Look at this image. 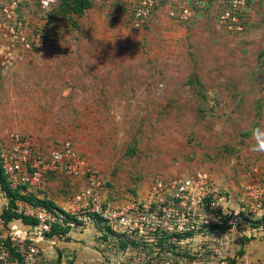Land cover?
Listing matches in <instances>:
<instances>
[{
    "label": "rangeland",
    "instance_id": "374dc122",
    "mask_svg": "<svg viewBox=\"0 0 264 264\" xmlns=\"http://www.w3.org/2000/svg\"><path fill=\"white\" fill-rule=\"evenodd\" d=\"M167 2L158 0L141 28L119 23L129 0H90L89 16L94 23L103 16L102 26L86 28L80 16L58 10L42 21L59 53L25 51L7 37L0 48V146L13 131L42 152L72 140L100 173L102 197L115 205L142 194L154 176L194 169L240 197L238 183L257 178L252 168L264 174V153L252 151L253 131L264 129V0H253L249 28L240 34L217 26L219 0L202 3L182 24L167 18ZM81 184L53 172L38 196L66 206ZM236 237L235 251L247 240ZM249 239L258 249L249 247L248 255L264 259L252 255L264 249V230Z\"/></svg>",
    "mask_w": 264,
    "mask_h": 264
},
{
    "label": "built area",
    "instance_id": "2783aa9c",
    "mask_svg": "<svg viewBox=\"0 0 264 264\" xmlns=\"http://www.w3.org/2000/svg\"><path fill=\"white\" fill-rule=\"evenodd\" d=\"M57 1L0 0V36H10L25 51L59 53L57 37L42 21ZM129 2L126 17L134 28L147 24L158 4V0ZM205 2L209 0H168L166 16L177 24L190 22L196 7L203 8ZM252 2L219 0L217 26L232 34L247 30ZM0 168L8 187L20 194L38 195L53 172L81 180L61 209L19 200L11 210L36 219L40 233L49 232L54 224L70 229L99 225L98 235H105L109 242L108 247L85 257H45L33 241L15 234L11 220L2 217L8 205L2 190L6 202L0 208V264H264V259H252L247 250L250 236L264 230V174L260 168H252L255 180L238 183L243 192L240 197L219 188L209 171L194 169L181 176H154L142 194L116 205L102 197L100 173L69 139L42 152L28 136L13 131L0 146ZM238 230L246 235H236ZM236 236L247 238L239 242L242 248H236L237 256Z\"/></svg>",
    "mask_w": 264,
    "mask_h": 264
},
{
    "label": "crops",
    "instance_id": "0c3cea01",
    "mask_svg": "<svg viewBox=\"0 0 264 264\" xmlns=\"http://www.w3.org/2000/svg\"><path fill=\"white\" fill-rule=\"evenodd\" d=\"M89 13H90V9L86 8L82 11L81 14H75L76 16L77 15L80 16L79 17L80 21H82V23L84 24V26H86V28L88 27V24L95 25V26H98V25L102 26L103 23H105L103 16H101V18L100 16H98L96 19V22L95 23L92 22L91 16H89ZM122 22L128 24V19L125 15L123 16V18L120 20L119 23H122ZM252 26H253V22H252ZM7 37L10 38V36L8 35L0 36V48L5 47V42H6ZM10 40H7V43H9L8 41ZM12 45H14L13 42H12ZM230 192L233 193L232 191ZM5 202H6V198L4 196L2 189H0L1 207ZM9 224L13 225L14 231H16L18 236L25 237L33 241V243H35L42 250V255L48 258H52V259L59 258V259H64V260H71L73 258L87 256L88 254L90 255L91 253H94L96 250L94 246L96 244V239L94 238L95 234L92 228H86V229L73 228L69 230L68 232H66L64 235L49 236L44 233H40L36 225L23 223L19 219L11 220ZM255 239L256 238H254V240ZM250 243H251V240L249 239V242L247 244L248 253H250L249 247H251L252 252L253 250L258 249L257 248L258 245L251 244L250 246ZM252 255H255V256L264 255V249L256 250V253L254 254L252 253Z\"/></svg>",
    "mask_w": 264,
    "mask_h": 264
},
{
    "label": "trees",
    "instance_id": "16d2710c",
    "mask_svg": "<svg viewBox=\"0 0 264 264\" xmlns=\"http://www.w3.org/2000/svg\"><path fill=\"white\" fill-rule=\"evenodd\" d=\"M89 4H90V0H65L63 4H62V0H58L57 4L51 10L52 12H48V15L52 16L53 14H56L58 10H62V11L67 10V12H71L73 14H80L82 13L84 9L89 7ZM0 187L2 190H4L5 196L7 197V203H8L7 208L3 209L1 213L2 217L4 218L6 222L12 219H19L23 223L36 225L37 223L36 219L17 214L11 210V208L15 206L16 201H19V200H26L36 205H42L47 209H61L59 205L53 202H50L46 200L45 198H42V197L40 198L37 194H33V193L20 194L17 191H12L8 187L4 176L2 175L1 168H0ZM69 230L71 229L68 226L54 224L52 225L51 230L49 232H45L44 234L49 235V236L64 235ZM92 230L94 231L95 238L99 239V242L94 245L95 249L100 250L103 246L108 247L109 242H105L107 241L106 236L98 235L100 226L96 225ZM94 253H91V254H94ZM55 259H59V258H55Z\"/></svg>",
    "mask_w": 264,
    "mask_h": 264
},
{
    "label": "clouds",
    "instance_id": "9594fccd",
    "mask_svg": "<svg viewBox=\"0 0 264 264\" xmlns=\"http://www.w3.org/2000/svg\"><path fill=\"white\" fill-rule=\"evenodd\" d=\"M255 144L252 146V151L264 153V129L257 128L253 131Z\"/></svg>",
    "mask_w": 264,
    "mask_h": 264
}]
</instances>
